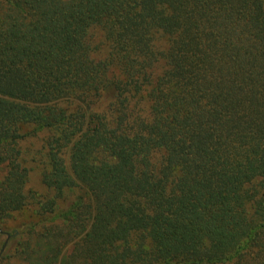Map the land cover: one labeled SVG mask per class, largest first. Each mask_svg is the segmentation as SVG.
Returning a JSON list of instances; mask_svg holds the SVG:
<instances>
[{"label": "trees", "instance_id": "obj_1", "mask_svg": "<svg viewBox=\"0 0 264 264\" xmlns=\"http://www.w3.org/2000/svg\"><path fill=\"white\" fill-rule=\"evenodd\" d=\"M0 167L27 264H264V0H0Z\"/></svg>", "mask_w": 264, "mask_h": 264}, {"label": "rangeland", "instance_id": "obj_2", "mask_svg": "<svg viewBox=\"0 0 264 264\" xmlns=\"http://www.w3.org/2000/svg\"><path fill=\"white\" fill-rule=\"evenodd\" d=\"M39 145L38 140L30 139L23 146L28 156L25 161L28 167L26 187L41 194L45 191V187L40 180L42 164L38 159H30V154L27 152V150L35 151ZM2 175L3 170L0 167V177ZM72 198L73 195L68 194L65 200L60 202L59 209L66 210L71 204ZM59 218L60 214L58 213L55 215L39 214L38 204L31 201L23 209L13 212L10 216L0 221V264H27L19 258L16 252L18 242L25 236L22 230L26 229L29 225H34L35 229H39L42 225L52 223L55 220H59Z\"/></svg>", "mask_w": 264, "mask_h": 264}]
</instances>
